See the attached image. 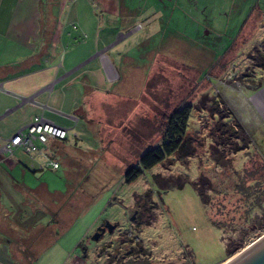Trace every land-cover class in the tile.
I'll list each match as a JSON object with an SVG mask.
<instances>
[{"label":"rangeland","instance_id":"374dc122","mask_svg":"<svg viewBox=\"0 0 264 264\" xmlns=\"http://www.w3.org/2000/svg\"><path fill=\"white\" fill-rule=\"evenodd\" d=\"M234 1L121 0L132 11L128 21L136 26L129 36L122 18L116 21L111 12H97L105 43L96 52L113 69L114 80L110 98L90 112L106 123L94 124L98 136L83 124L74 129L78 145L75 136L71 138L70 167L62 164L58 169L27 172L26 177L20 170L13 173L20 182L48 184L50 192L62 195L69 185L72 192L83 187L65 206L61 199L60 204L50 203L57 217L62 212L69 216L70 207H79V212L63 224V231L58 227L56 232H62L49 243L41 263L225 264L264 235L260 228L264 210L254 208L256 218L245 222L246 209L238 207L245 199L235 189L237 172L245 167L257 171L264 188V59L259 56L262 53L264 58V0L255 1L250 16L242 12L244 4L235 11ZM107 25L113 27L106 29ZM68 37L74 38L69 33ZM187 104L193 107L188 135L195 140L194 156L187 162L173 156L126 182L129 166L161 143L167 117ZM221 121L239 122L248 139L238 143L246 149L233 155L231 149L238 145L234 138L221 132L211 135ZM222 137L224 144H216ZM92 151L109 161V169L103 171L100 163L97 170L90 163L89 167ZM16 152V157H30L21 149ZM212 152L231 155L226 166L216 167ZM203 171L218 192H212V213L223 221L233 216L239 230L247 234V245L234 254L229 255L227 234L213 223L211 211L194 187ZM158 173L182 175L188 182L182 188L163 190L154 179ZM149 189L152 195L147 197ZM41 214L43 221L47 217L53 223L51 213ZM138 217L143 218L140 225ZM105 222L117 227L99 240L92 239Z\"/></svg>","mask_w":264,"mask_h":264},{"label":"crops","instance_id":"0c3cea01","mask_svg":"<svg viewBox=\"0 0 264 264\" xmlns=\"http://www.w3.org/2000/svg\"><path fill=\"white\" fill-rule=\"evenodd\" d=\"M120 1L0 0V264H43L49 243L59 237L63 224L79 212V207H70L69 216L62 212L57 217L50 211V203L62 201L65 206L77 190L82 191L80 185L73 192L69 185L67 194L62 195L50 192L48 184L15 179L16 170L26 177L27 172L49 168L45 166L47 157H16V151L10 155L1 147L36 116H43L69 130L65 139L50 140L47 149L49 156L59 162V168L62 164L68 168L72 165L71 138L75 136L78 145L79 134H74V129L83 124L98 136L94 124L106 120L95 119L90 109L110 98L109 86L114 76L107 60L96 52L105 43L97 12H111L118 17L116 21L122 18L123 25L130 29L129 36L136 26L128 21L132 11ZM255 1L236 0L234 9L237 11L244 4L242 12L250 16ZM74 30L78 32L75 34ZM68 33L74 38L70 39ZM81 38L83 41H79ZM92 154L88 164L96 169L100 163L101 168L109 169L105 157L94 151ZM43 211L48 217L52 214V224L47 217L43 221ZM58 227L62 231L56 232Z\"/></svg>","mask_w":264,"mask_h":264},{"label":"trees","instance_id":"16d2710c","mask_svg":"<svg viewBox=\"0 0 264 264\" xmlns=\"http://www.w3.org/2000/svg\"><path fill=\"white\" fill-rule=\"evenodd\" d=\"M259 56L264 59L262 53H259ZM192 109V105L187 104L185 106L178 107L167 117V122L165 125L161 143L153 146L152 148H149L144 154H142L136 165L129 166L125 174L126 182H132L136 180L144 173L145 170H150L158 164L171 160L173 156H176L178 159L184 162H187L190 157L194 156L195 140L193 139V137L188 135V126ZM240 129L242 130L240 131ZM219 132H221L223 135L226 134L227 136H229V138H234L235 141H237L238 145L234 147L235 149H231V153L233 155L246 149V147L242 148V146H239L238 143L239 140L241 141L242 139H248L245 129L241 127L239 122L231 124L227 121H221L220 125L217 124V126L211 130V135L213 137H215V135L218 136ZM223 140V137L221 138V141L216 140V144H224ZM230 156L228 157V155L225 153H222L220 156H218L217 152H212L211 154L216 167L226 166V160H229ZM101 169L105 171V169ZM256 176L257 171L253 170L251 167H245L241 173L237 172V177L239 178V180L235 185V189L237 193L239 195L242 194V197L245 199L243 204L238 206L246 209L245 222H248L250 220L252 221L256 218V215L254 214L255 212H253L254 208L258 207L259 209L264 210V199H262L264 198V188L260 183L261 178H257ZM85 179L86 178H84V181ZM105 179L107 178L105 177ZM154 179L163 190H168L174 187L182 188L186 184V182H188V178L182 175L164 176L160 173L155 174ZM193 184L199 193L202 203L207 207L208 210H210L209 205L213 202L212 199L214 196L212 192L218 193L216 192V189L212 184V179L206 176V173L203 171L199 179L194 181ZM80 188L82 189L83 187ZM150 195H152V191L149 189L146 192L145 196L149 197ZM137 205L140 206L139 204ZM81 208H83V206ZM212 215L213 223L227 234L226 242L229 255L234 254L239 249L244 248L247 245V242H245L247 234L242 230L241 231L243 233H240V226L233 216L228 220L223 221L219 217L218 213H212ZM142 219L143 218L138 217V225L141 224ZM259 223L263 224L261 219L259 220ZM252 227L254 229L264 228V226H260V228L254 226ZM237 231L240 234H238ZM236 235L238 237H236ZM233 241L235 244H237L236 247H234ZM81 244L82 243H80L79 245ZM141 250H143L144 254L147 252L146 249L142 247Z\"/></svg>","mask_w":264,"mask_h":264},{"label":"built area","instance_id":"2783aa9c","mask_svg":"<svg viewBox=\"0 0 264 264\" xmlns=\"http://www.w3.org/2000/svg\"><path fill=\"white\" fill-rule=\"evenodd\" d=\"M69 130L53 122L46 120L43 116H36L34 120L17 131L11 138L6 139L2 150L14 155L17 149L23 150L30 156L42 155L47 157L46 167L58 169L60 164L48 154V143L50 140H63L68 136ZM43 168L44 165H41Z\"/></svg>","mask_w":264,"mask_h":264},{"label":"water","instance_id":"95a60500","mask_svg":"<svg viewBox=\"0 0 264 264\" xmlns=\"http://www.w3.org/2000/svg\"><path fill=\"white\" fill-rule=\"evenodd\" d=\"M135 216L132 217L134 219ZM117 224L106 222L104 226L97 228L92 239L99 240L106 230L113 232ZM225 264H264V235L254 243L240 251Z\"/></svg>","mask_w":264,"mask_h":264},{"label":"flooded vegetation","instance_id":"af4514ba","mask_svg":"<svg viewBox=\"0 0 264 264\" xmlns=\"http://www.w3.org/2000/svg\"><path fill=\"white\" fill-rule=\"evenodd\" d=\"M105 223H106V222H105ZM105 223H103V224L99 225L98 227H100V226H104V225H105ZM107 231H108V230H106V231H105V233H106ZM105 233H104V234H105ZM104 234H103V235H104Z\"/></svg>","mask_w":264,"mask_h":264},{"label":"bare ground","instance_id":"6f19581e","mask_svg":"<svg viewBox=\"0 0 264 264\" xmlns=\"http://www.w3.org/2000/svg\"><path fill=\"white\" fill-rule=\"evenodd\" d=\"M50 152V151H49Z\"/></svg>","mask_w":264,"mask_h":264}]
</instances>
